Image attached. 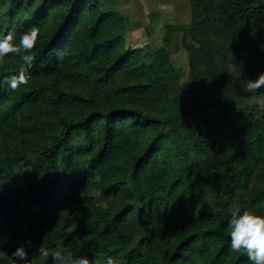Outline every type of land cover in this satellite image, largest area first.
<instances>
[{
    "label": "trees",
    "instance_id": "trees-1",
    "mask_svg": "<svg viewBox=\"0 0 264 264\" xmlns=\"http://www.w3.org/2000/svg\"><path fill=\"white\" fill-rule=\"evenodd\" d=\"M188 1L189 34L199 44L187 45L191 58L212 36L208 51L223 62L248 75L264 68V0ZM127 23L116 0H0V37L12 31L18 42L31 27L40 29L28 82L15 90L7 83L26 67L13 55L0 84V128L9 137L11 127L23 132L0 145V264H13L20 246L34 264L41 243L100 264L108 257L116 264H251L246 254L225 256L230 236L215 221L233 204L264 216V189L246 190L264 170V112L225 86L195 105L189 98L174 110L147 108L152 88L177 79L178 69L171 62L154 67L148 46L125 38ZM66 73L115 83V95L128 98L108 108L92 99L82 114L65 115L62 108L87 102L57 87ZM208 108L216 111L181 136L180 122ZM235 123L231 142L240 139L250 150L214 176L209 140L222 124ZM96 195L108 203L99 206Z\"/></svg>",
    "mask_w": 264,
    "mask_h": 264
},
{
    "label": "rangeland",
    "instance_id": "rangeland-1",
    "mask_svg": "<svg viewBox=\"0 0 264 264\" xmlns=\"http://www.w3.org/2000/svg\"><path fill=\"white\" fill-rule=\"evenodd\" d=\"M140 1L145 2L142 17L135 14L136 7L133 0H116L117 6L128 20L127 27L124 29L126 33L125 38L130 43L139 46L147 45L153 57L156 58L154 67L159 62H163L164 64L171 62L178 69L177 79L162 82L160 87L152 88V93L149 94L152 95V103L146 101L147 99L143 100L148 105L147 108L164 111L165 107L173 106L174 108L170 110H174L176 106L174 102L181 101L185 103L189 98L194 99L193 103L195 105L203 101L205 97H217L218 89L224 86L231 89L236 95H239L238 97H241L240 101L242 104L249 105L258 102L259 96L264 94L262 92L264 89H261L260 93H248L244 89L247 80L255 79L259 73L264 72V68L258 70L254 75H248L236 65L225 61L223 62L218 56L208 51V49L213 48L212 36L204 39L207 44L202 47L203 50L201 48L202 53L197 51L196 55L191 58V50L187 45L195 48L199 47V44L189 34L188 26L191 23V11L188 0ZM206 32L208 33V30ZM261 38L264 42V27L261 29ZM161 50L164 52L160 54L159 52ZM14 64V59L12 60L11 57H6L4 64L0 65V84L7 79L6 75L11 71ZM65 75L56 80L57 87L73 93H79L87 99V102L79 101L75 102L73 106L70 105L62 108V112L65 115L78 116L82 114L90 107L88 101L92 99L97 101L99 105L108 108L110 105L116 102H122L123 99L128 98H120L118 94L115 95V83H95L92 78L87 77L82 79L71 76L68 73ZM45 95L47 97V94ZM131 97H135V95ZM132 102L139 104L137 99H133ZM141 104L146 108L145 104ZM214 111H216L215 108H208L189 113L179 124L178 129L180 135L188 137L196 127H199L205 121L206 114L213 113ZM46 120L47 118L43 119V122ZM238 125L239 123L232 125L222 124L218 138L209 140L208 148L216 159L213 169L214 176L216 173L226 168H231L241 162L244 155L250 150L249 145L241 142L240 139L231 142L232 131ZM10 129L11 137L6 136L0 128V145L2 142H5L7 145L14 144L23 137L22 128L11 127ZM237 149H241L242 152L236 158H233ZM25 171L29 173L30 169L26 168ZM263 182L264 170L260 173H254L246 189L247 192L255 194L259 190L264 189ZM209 184L210 181L207 183V187ZM96 197L99 199V206L104 207L108 203V200L100 198L99 195H96ZM228 217V211L226 208H222V213L215 221V225L226 229ZM214 244L212 243L211 247ZM67 249L70 251L69 248ZM230 252L232 253L233 251L228 244V252L225 256L230 254ZM89 260L91 261V259ZM34 264H38V260Z\"/></svg>",
    "mask_w": 264,
    "mask_h": 264
},
{
    "label": "clouds",
    "instance_id": "clouds-1",
    "mask_svg": "<svg viewBox=\"0 0 264 264\" xmlns=\"http://www.w3.org/2000/svg\"><path fill=\"white\" fill-rule=\"evenodd\" d=\"M40 37V29L31 27L19 36L9 31L0 37V65L4 64L6 57L20 56L23 65L18 73L13 74L7 83L15 90L18 86L26 84L27 67L34 62L32 55ZM264 89V72L258 74L255 79H248L244 91L248 93H260ZM258 109L264 112V94L258 98ZM226 230L230 236L231 250L236 253L246 254L251 264H264V216L256 214L251 209H241L239 204H233L229 210V217L226 222ZM4 240L0 239V249L3 248ZM31 247V242H29ZM38 264H100L99 261H90L84 256H74L63 245H56L49 248L41 243L35 249ZM13 264H33V259L23 247H18L10 255ZM104 264H116L113 258L108 257Z\"/></svg>",
    "mask_w": 264,
    "mask_h": 264
},
{
    "label": "crops",
    "instance_id": "crops-1",
    "mask_svg": "<svg viewBox=\"0 0 264 264\" xmlns=\"http://www.w3.org/2000/svg\"><path fill=\"white\" fill-rule=\"evenodd\" d=\"M133 3L136 7L135 14H138L139 17H142V14L144 13L145 2H141L140 0H133Z\"/></svg>",
    "mask_w": 264,
    "mask_h": 264
}]
</instances>
